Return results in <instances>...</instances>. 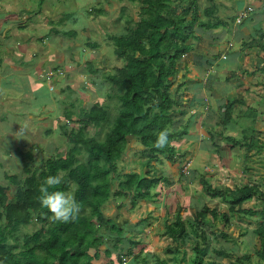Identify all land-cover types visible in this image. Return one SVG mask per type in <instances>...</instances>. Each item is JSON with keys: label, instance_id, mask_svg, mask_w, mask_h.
<instances>
[{"label": "trees", "instance_id": "trees-1", "mask_svg": "<svg viewBox=\"0 0 264 264\" xmlns=\"http://www.w3.org/2000/svg\"><path fill=\"white\" fill-rule=\"evenodd\" d=\"M130 1L139 2L138 18L127 15L125 31L108 34L115 54L123 60L113 72L104 74L106 81L113 86L109 96L114 95L117 100L116 113L110 117L105 103L94 102L91 106H80L75 110L74 104L69 107L63 102V119L79 124L68 130L66 123H61L59 130L64 131L67 137V149L63 153L56 149L39 167L35 166L36 157L31 150L17 147L15 150L20 156L23 173H3L15 188L10 194L9 183H0V264H92L93 258L99 255L107 258L105 264H121L125 261L124 256L118 253L117 260L113 261L110 247L106 246L100 252L101 245L111 243L114 248L120 245L127 231L114 217L104 213L103 205L114 195L121 199L117 207L123 206L125 200L135 206L139 200L158 194V185L163 180L170 184L169 180H165L167 177L153 172L151 161H162V155L174 160L178 150L177 141L186 134V126L174 129L178 122L174 117L182 112L177 107L181 102L176 98L178 89L176 92L172 89L173 79L179 71V59L191 49L189 38L199 39L206 31L228 26L239 13L236 12L228 20L218 16L216 0H209V4L203 8L197 0H191L181 7L179 3L182 0ZM89 12L99 15L105 11L104 7H100L91 8ZM63 17L68 18L69 15ZM52 30L57 31L56 28ZM58 31L69 37L77 34L74 28ZM91 46L97 47L98 43H91ZM87 67L90 71H96L92 61H87ZM105 122H109L110 126L103 138L88 132L89 125L99 127ZM162 131L167 133V143L158 149L154 145ZM260 133L261 130L257 128L245 135L248 152L252 148H256L257 152L262 151L264 141L260 139ZM130 136L136 137L145 147L142 173L117 167ZM247 151L246 155L250 156ZM57 174L62 177V182L57 189L49 191L67 193L72 190L71 194L80 207L75 221L63 223L53 220L49 210L39 202L40 184L46 177ZM182 175L185 176L183 171ZM260 180L252 178L228 192L214 186L203 175L199 177L205 190L229 202L231 212L258 217L253 232L260 242L257 248L258 264H264V189ZM252 199L261 205L243 207L244 202ZM209 214L212 217L218 215L216 209L204 204L188 222L178 216L173 222H165L163 234L173 240L174 251L168 247L171 254L179 253L192 234L197 235L202 228H210L206 224ZM222 217L229 221L227 213H223ZM32 220H36L39 227L19 234L20 228ZM188 224L193 233L188 230ZM133 227L135 225L129 230ZM128 242L130 247L125 254L131 255L132 247L138 241L128 238ZM192 248L195 253L192 264H203L205 248L198 241ZM225 253L229 260L224 264H244L251 255L240 253L231 258L228 252ZM146 260L143 259L141 264H147ZM172 260V264H178L177 255Z\"/></svg>", "mask_w": 264, "mask_h": 264}, {"label": "rangeland", "instance_id": "rangeland-1", "mask_svg": "<svg viewBox=\"0 0 264 264\" xmlns=\"http://www.w3.org/2000/svg\"><path fill=\"white\" fill-rule=\"evenodd\" d=\"M190 1L191 0L180 1L179 7L188 5ZM197 1L199 2L201 8L209 4V0ZM216 1L219 8H217L218 10L216 11H219V14L217 12L216 13L218 16L222 17L224 13L237 9L239 2H243V4L238 7V12H240V10H244L245 8H249L251 6L250 3H254V1L257 0ZM31 2L33 5V11L31 12H37L35 7L43 9L47 0H31ZM54 2L56 4L59 3L61 11H63L60 15H69V17L66 19L61 15V19L59 20L60 15L57 17L55 16L54 20L57 18L56 22L49 25L50 23L45 22V18L47 17H43L44 13L37 12V14H43L40 16L43 24H46L49 27L55 26L64 30L74 28L77 32L76 35H72L71 37L68 35L54 36L49 33L55 39L53 44L58 47L60 46L61 49H63L60 51V54L57 55L59 57L58 61L60 65H56L62 68V73L47 79L41 77L40 75L44 70L39 72L38 77L46 81L47 84L41 82V94L33 96L32 102H30V105L27 107L29 110L27 109L26 112L24 111V108H16L15 104L10 103L9 105V102H13L12 98H4L3 94L0 92V100L4 99L0 101V183L4 185L9 183L10 190L8 192L10 194L13 193L15 185L6 179L3 173L4 171L8 174L23 173L20 156L17 155L15 150L17 147H21L24 150H31L36 157L35 166L39 167L44 159L55 153L56 149L62 153L67 149V137L63 133L64 131L59 130L60 127H62L61 123H66L65 127L68 130L71 127L76 128L79 124L63 119L62 113L65 105L70 107L74 104L76 110L80 106L88 107L94 102H100L107 105L110 117L116 113L115 105L117 104V100L114 95L112 97L109 96L113 86L106 81L104 74L113 72L116 66L122 64L123 60L115 54L114 45L108 37V34L125 31V19L127 15L137 19L139 13V2L133 3L130 0H59V2L56 0H50V4L55 5ZM262 4L264 5V2H262ZM100 7H104V13L96 15L95 13L89 12L91 8ZM71 9L73 11H70V14H68L67 12ZM31 12L29 11L34 24H27L24 26V31L33 36H39L46 32H50L48 31V27H36V20L38 22L41 20H38L37 18L33 19ZM252 12H254V10ZM200 14L202 17L204 16L203 10L200 11ZM248 14H246V17L249 16ZM243 17L244 16L241 17L242 21ZM12 33H16V30H13ZM206 33H209V31H206ZM206 33H203L202 35L206 36ZM230 34L231 33L227 30L225 35L226 39H224L225 41L230 37ZM262 34L264 35V29ZM247 35L255 38L258 37L257 32L252 28L249 30ZM3 36V33H1L0 39H2ZM48 40L52 41V38ZM192 40L193 38H189L188 42H192ZM91 43H98V46L93 47L91 46ZM234 43V47L238 48L239 44L237 43V40L234 39ZM2 50L3 53H0V56H7L9 50H5L4 47ZM6 60L10 61V59ZM87 61H92L94 63L96 71L88 70ZM222 62H225V60ZM25 63L27 62L25 61ZM25 66L31 68L34 65H32V61H28ZM23 69L24 71L26 70L25 67H23ZM16 72L20 73L19 70ZM18 76H20V74ZM11 94L16 95V92H10V95ZM48 99H50L48 104V108L50 110L44 109L39 113L37 110H34L36 113L30 111L32 107H37L42 103H46ZM63 102L65 105H63ZM261 103L264 104V100L261 101ZM7 104L10 108L6 107ZM58 105L61 108V113L57 110ZM24 113L26 114L24 115ZM1 114H3V118ZM19 117H22V119L20 120ZM15 119H18V121L14 123L12 120ZM247 120V117L244 116L240 122L245 124L247 123ZM109 126V122H105L99 127L91 124L88 126L87 130L90 134H97L99 138H103L104 133L108 130ZM248 129L254 131L257 127L254 126V128H252L249 123ZM238 136L240 137V134H238ZM144 148L145 147H143L136 137L130 136L128 145L117 162V167L119 169L124 168L125 171H136L142 173L144 169L142 167V162L145 159L144 155H146L143 152ZM178 150L184 154H181ZM178 150L174 155V160H171L166 155H162V161H151L152 166H154L153 172L167 177L165 180H169L170 183L167 185L163 180V183L158 185V188L163 195L162 200L165 202V205H171V212L174 214L179 208L181 212L178 217L182 218L183 216V220L187 222L193 218L195 210L197 211L199 208H202L204 204L216 209L218 213L217 217H212L211 214L207 216L206 224L209 225L210 228H202L201 231H198L199 234L198 232L197 235H195V233L192 234V238L187 241V244L181 248L179 253L171 254L168 247L171 251H174V246H169V244L172 243L171 239L167 235L163 234L164 223L160 228L161 235L158 234V242H155L153 239V233L156 234V227L160 225L164 219L163 215L165 210L164 207H161L163 202L156 207L154 215H152L149 219H145L147 220V223L142 226L143 230H137V226V229L129 230L132 225H134V222L137 223L139 219L147 217L149 214L148 211L152 209V203H150L148 199H146L147 202H144L142 201L143 199H141L139 200L140 204L138 207L135 206L134 209L131 211L128 210V212L126 211L127 206L118 208L117 205L121 202V199L118 197L115 198L114 195H111L109 200L103 205L104 213L112 217H115L116 215L118 221L122 225L124 222L122 223L121 221L124 217L128 218L130 223H133H131L130 226H126L125 224L123 225V228L127 230L125 233L126 238H124V241L121 242L120 245H117L116 248H114L111 243H109V245H101L100 252H103L106 246L110 247V257L113 261L114 259L117 260V257L119 256L117 255L118 253L121 254V256H124L125 261L121 264H133L131 262H134V264H141L143 262L142 260L145 258L147 259V264H172L174 255H177L178 264H192V259L195 255L192 246L196 241H198V243L205 248L204 254L202 255L203 264H210V262H215V264L226 263L229 259L225 252H228L231 258H235L236 255L240 253H250V257L244 264H258L260 261L258 260L259 255L257 254V248L260 246V242L257 235L253 232V228L256 227L257 222L259 221L258 217L248 215L244 216V214H242V216L239 213L231 212V210H229V202L221 196L211 195L203 188V186H201L202 184L199 179L196 181L191 180L189 182L191 185H189L188 188H184L182 182L190 178L189 176L192 175V170L196 169L199 177L203 175L206 178L209 177L207 179L212 180L215 179L214 176L216 173L212 166L208 164L210 161L203 159L197 150H190L189 152L180 149ZM234 152L236 153L237 151ZM240 153H245V150ZM236 154H233L231 162L233 161L235 164L234 166H237L233 169V172L236 171V176L240 174L241 178H243H240L241 181L243 180L241 184L248 181L247 177L255 180L261 179L260 182L262 183L261 185L264 189V152L256 153L258 156L255 161L256 165H252V162L245 165H242L241 163L240 167L235 158ZM186 165H188V171L186 169L187 172L185 171ZM245 167L252 168V170L245 169ZM243 169L249 172V175H245ZM182 171L183 174L185 173L184 177L181 176ZM191 178L193 179V177ZM116 181H114V185L116 184ZM67 193L71 194L72 190ZM250 204L256 207L260 204V202L252 199L244 202L243 206ZM223 213H227L229 215L228 222H226L222 217ZM165 217L167 219L166 221L173 219V216ZM39 225L40 224L37 223L36 220H32L28 225L22 226L18 233L23 234L31 232L39 227ZM187 228L193 233L190 224L187 225ZM222 231L228 235H222ZM128 238L138 241V244L132 247L131 255L125 254L126 250L130 247ZM18 243H20V241H18ZM93 251L94 249H92V252ZM105 259H107L105 256L99 255L98 257H94L93 261L101 263V261H104Z\"/></svg>", "mask_w": 264, "mask_h": 264}, {"label": "crops", "instance_id": "crops-1", "mask_svg": "<svg viewBox=\"0 0 264 264\" xmlns=\"http://www.w3.org/2000/svg\"><path fill=\"white\" fill-rule=\"evenodd\" d=\"M56 1L59 2V0ZM262 2L264 0L250 3L254 8V12H249V16L244 17V19H247H243V21L241 19L242 22L232 20L228 26H218L209 33L204 32L206 36L201 35L199 39L193 38L190 51L179 59V71L172 83L173 91L176 92L178 89L176 98L181 102L177 107L182 111L174 117L178 121L176 122L177 127L174 129L181 126H186L187 129L186 134L177 141V149L187 152L197 150L203 159L210 161L208 164L215 170V179L208 180L214 186H219L228 192L235 190L243 181H241L243 178L240 174L236 176L237 172H233V169L237 167L234 166L233 161L231 162L233 154L237 153L235 158L239 163V167L241 163L245 165L252 162V165H256L255 161L258 157L256 148H252L249 152L246 148L245 135L254 132L248 129L249 123L252 128L256 126L261 130L259 137L264 141V104L261 103L264 100V35L262 34L264 29V5ZM238 5L237 9L224 13L222 18L231 19L236 12L238 13V7L241 6L240 2ZM35 9H37V12L44 13L43 17H47L45 22L50 23L49 25L56 22L57 18L54 20V17L63 12L59 7V3L52 5L50 0H47L43 9L37 7ZM29 11H33L31 0H0V34L3 33L4 35L0 39L2 51L0 53H3V47L5 50H9L7 56H0V92L4 98H12L13 102H9V105L10 103L15 104L16 108H24L25 112L30 102H32L33 96L41 94V82L47 84L46 81L38 77L39 72L60 65L57 55L63 49L53 44L55 39L49 33L54 36L64 35L58 31L61 28L49 27L43 24L40 18L43 14H37L36 11L31 12L33 19L41 20L39 22L36 20V27H48L50 32L44 33V36L29 35L23 29L27 24H34ZM70 11L72 12V9L68 12ZM217 13L219 14V11ZM52 28H56L57 31L52 30ZM251 28L255 29L258 37L247 35ZM12 29L16 30V33H12ZM227 30L231 34L225 41ZM51 38L52 41H49L48 39ZM234 39L239 44L238 48L234 47ZM6 59H10V61ZM24 59L27 63L32 61L34 66L31 68L26 67L25 64L27 63ZM223 60L225 62H222ZM23 67H25V71ZM17 70L20 73L16 72ZM19 74L20 76H18ZM10 92H16V95H10ZM49 102L50 99L46 103L32 107L30 111L36 113L34 110H37L39 113L41 110H48ZM8 104L6 107L10 108ZM57 110L61 113L59 105ZM1 115L3 118V114ZM244 116L248 119L245 124L240 122ZM22 117H19V119L21 120ZM12 121L15 123L18 119ZM238 134H240V137ZM244 150L245 153L241 154L240 152ZM262 150L261 152H264V147ZM246 151L250 156L246 155ZM181 154L184 153L181 152ZM248 170H252V168H248ZM192 171L190 178L182 182L184 188L191 185L189 183L191 180L196 181L199 179L196 169ZM244 174L249 175V172L244 170ZM182 177L184 176L182 175ZM247 178L248 181L251 180V178ZM162 199L161 191L148 198L149 202L152 203V209L148 211L147 217L139 219L137 223L134 222L135 227L132 230L137 229V227V230H143L142 226L147 223L145 219H149L155 214L154 211L158 205L162 204ZM142 201L147 202L146 199ZM124 203L123 206L118 208L127 206L126 211H131L140 204L138 202L135 206H131L129 200H125ZM250 206L252 205L243 207ZM161 207H164L165 210L164 219L156 227V234L153 233L155 242L159 240L160 228L163 223L165 225V222L175 221L181 212L178 208L175 214L172 213L171 205H165V202ZM165 216H173V219L166 221ZM115 219L122 227L124 224L130 226L133 223H130L128 218L124 217L121 221L124 222L122 225L117 217ZM169 238L172 242L169 245H172L173 240L171 237ZM103 262L92 260V264H105ZM131 263L134 264V262Z\"/></svg>", "mask_w": 264, "mask_h": 264}, {"label": "clouds", "instance_id": "clouds-1", "mask_svg": "<svg viewBox=\"0 0 264 264\" xmlns=\"http://www.w3.org/2000/svg\"><path fill=\"white\" fill-rule=\"evenodd\" d=\"M250 7H252V10L248 11L246 14L254 10L253 6ZM44 71H46V69H44ZM166 143L167 133L162 131L158 134L154 146L159 149L163 148ZM186 169L188 171V167ZM61 182L62 177L58 174L46 177L39 186L38 190L40 196L38 199L41 206L49 210L53 220L68 223L76 220L80 212V207L73 195L59 190L49 191V189H57Z\"/></svg>", "mask_w": 264, "mask_h": 264}, {"label": "built area", "instance_id": "built-area-1", "mask_svg": "<svg viewBox=\"0 0 264 264\" xmlns=\"http://www.w3.org/2000/svg\"><path fill=\"white\" fill-rule=\"evenodd\" d=\"M252 10V7L245 8L244 10H240L236 20L240 21L241 17L244 16L248 11ZM242 11V12H241ZM62 68H55V69H49L41 73V77L50 79V77L62 73ZM51 87V86H50ZM189 165V164H188ZM188 165L185 166V169L188 167Z\"/></svg>", "mask_w": 264, "mask_h": 264}]
</instances>
